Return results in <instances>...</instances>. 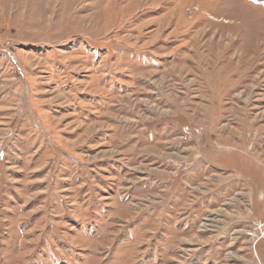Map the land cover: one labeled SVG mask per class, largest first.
Masks as SVG:
<instances>
[{"label": "rangeland", "instance_id": "374dc122", "mask_svg": "<svg viewBox=\"0 0 264 264\" xmlns=\"http://www.w3.org/2000/svg\"><path fill=\"white\" fill-rule=\"evenodd\" d=\"M0 264H264V0H0Z\"/></svg>", "mask_w": 264, "mask_h": 264}]
</instances>
